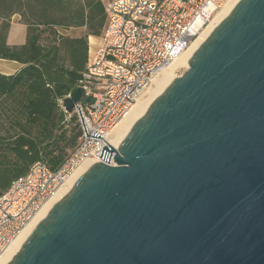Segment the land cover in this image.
Wrapping results in <instances>:
<instances>
[{
  "label": "water",
  "instance_id": "95a60500",
  "mask_svg": "<svg viewBox=\"0 0 264 264\" xmlns=\"http://www.w3.org/2000/svg\"><path fill=\"white\" fill-rule=\"evenodd\" d=\"M112 154L6 264H264V0L234 5Z\"/></svg>",
  "mask_w": 264,
  "mask_h": 264
},
{
  "label": "built area",
  "instance_id": "2783aa9c",
  "mask_svg": "<svg viewBox=\"0 0 264 264\" xmlns=\"http://www.w3.org/2000/svg\"><path fill=\"white\" fill-rule=\"evenodd\" d=\"M105 1V0H101ZM230 0H111L106 24L77 87L80 135L56 170L33 163L0 195V263L34 217L75 180L85 163L99 158L107 137L149 87ZM76 87V88H77ZM69 94L66 96L68 97ZM87 98L89 101L85 102ZM59 106L63 110L61 101ZM88 166V167H89ZM54 204V203H53Z\"/></svg>",
  "mask_w": 264,
  "mask_h": 264
},
{
  "label": "trees",
  "instance_id": "16d2710c",
  "mask_svg": "<svg viewBox=\"0 0 264 264\" xmlns=\"http://www.w3.org/2000/svg\"><path fill=\"white\" fill-rule=\"evenodd\" d=\"M109 1L0 0V59L23 65L12 75L0 74V195L33 163L58 169L75 147L77 115L67 119L59 101L77 87L88 38L101 36ZM13 15L27 28L21 47L6 45Z\"/></svg>",
  "mask_w": 264,
  "mask_h": 264
},
{
  "label": "bare ground",
  "instance_id": "6f19581e",
  "mask_svg": "<svg viewBox=\"0 0 264 264\" xmlns=\"http://www.w3.org/2000/svg\"><path fill=\"white\" fill-rule=\"evenodd\" d=\"M239 0H230L207 24V26L199 33V35L191 42L190 46L182 50L174 61L164 70L159 72L152 80L149 87L143 92V94L136 100L130 111L122 119L121 122L117 124L114 130L107 137V141L111 147L116 149L125 135L128 133L132 125L143 115L150 103L163 91L170 80L176 78L172 71L181 65L187 69V63L191 55L199 47V45L204 41V39L211 33V31L228 15L231 9ZM89 166V163H85L79 167L75 172L74 178L77 179ZM72 183V182H71ZM69 183L60 195L55 197L49 204H47L32 220V222L27 225V227L21 232L19 237L10 246L7 253L3 257L0 264H6L13 257V255L18 251L26 237L34 229V227L39 223L51 207L55 204L57 199L64 193L65 189L71 184ZM54 203V204H53Z\"/></svg>",
  "mask_w": 264,
  "mask_h": 264
},
{
  "label": "crops",
  "instance_id": "0c3cea01",
  "mask_svg": "<svg viewBox=\"0 0 264 264\" xmlns=\"http://www.w3.org/2000/svg\"><path fill=\"white\" fill-rule=\"evenodd\" d=\"M60 31V30H59ZM63 35L68 34L66 31L61 30ZM27 28L20 22L18 15H13L10 19L9 29L6 34V45L9 47H21L26 43ZM99 38L89 37L88 44L94 48L98 44ZM23 67L22 64L11 60L0 59V74L12 75L18 72Z\"/></svg>",
  "mask_w": 264,
  "mask_h": 264
},
{
  "label": "rangeland",
  "instance_id": "374dc122",
  "mask_svg": "<svg viewBox=\"0 0 264 264\" xmlns=\"http://www.w3.org/2000/svg\"><path fill=\"white\" fill-rule=\"evenodd\" d=\"M82 32H84V28H82L81 30H77V31H75V32H73V33H71V34H72L73 36H75V35H77L78 33H82ZM69 34H70V33H69ZM98 38H100V37H98ZM97 40H99V39H97ZM185 72H186V68L183 67L182 65H181L180 67L176 68V69L174 70V72L172 71L173 75H175V76H177V77L183 75ZM74 114H75V113H72V114H70V115L67 114V119H69V117L72 116V115H74ZM76 118H77V116H76Z\"/></svg>",
  "mask_w": 264,
  "mask_h": 264
}]
</instances>
